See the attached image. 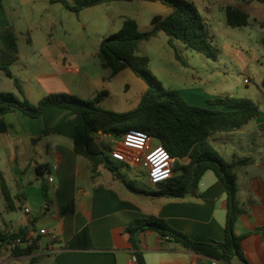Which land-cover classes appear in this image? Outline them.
<instances>
[{
    "label": "crops",
    "instance_id": "1",
    "mask_svg": "<svg viewBox=\"0 0 264 264\" xmlns=\"http://www.w3.org/2000/svg\"><path fill=\"white\" fill-rule=\"evenodd\" d=\"M51 44H44L40 50H47ZM44 55L47 54L43 53L37 60L25 59L22 66L23 81H20L25 97L32 104L54 93L91 100L105 92L108 97L112 77L124 71L112 75L101 63H98L101 71L97 63L84 67L81 64L85 55L68 54L66 58ZM19 61L20 57L14 63ZM11 75L20 79L12 72ZM178 92L191 105L224 110L210 105L209 101L215 98L206 94ZM258 109L259 115L238 130L208 137L225 161L249 160L235 167L237 200L243 212L234 225L237 236L245 235L240 247L248 264H264V240L254 233L264 225V108L258 106ZM4 120L8 129L0 133V158L6 169V172L0 170L3 201L0 204V264H130L133 250L125 229L131 221L148 217L164 220L194 242L223 241L227 198L223 184L213 172L207 171L202 176L194 195L163 198L134 194L125 187L124 180L134 181L125 171H140L145 177L144 189H153L157 181L173 172L165 166L152 169L144 164L127 166L111 160L123 180L102 166L92 175L88 161L73 151L75 119L63 108L49 107L36 119L19 111L9 112ZM94 141L106 145L105 142L113 140L99 133ZM118 144L115 140L109 150ZM152 144L158 145V140L154 139ZM176 162L185 165L188 158ZM38 166L41 176L36 171ZM42 183L46 186L47 200L41 190ZM69 207L72 212H62ZM42 230L44 235L40 234ZM20 232L24 234V242L12 249L11 242L16 237L8 242L4 239ZM29 246L30 253L12 252ZM137 246L145 264H193L204 258L153 231L139 234Z\"/></svg>",
    "mask_w": 264,
    "mask_h": 264
},
{
    "label": "trees",
    "instance_id": "2",
    "mask_svg": "<svg viewBox=\"0 0 264 264\" xmlns=\"http://www.w3.org/2000/svg\"><path fill=\"white\" fill-rule=\"evenodd\" d=\"M131 1L135 0H73L71 5L66 0L53 2L61 3L68 11L77 14L83 9L101 4ZM139 1H158L169 6L172 12L165 18L153 17L150 21L151 29L147 32H140L136 22L126 18L116 33L102 40L97 53L102 68L110 69L112 75L128 68L148 84V89L136 109L126 113H115L99 107L106 96L105 92L96 94L91 100L66 93H54L42 97L36 104L29 102L19 81L12 77L9 70V66L18 60V47L14 30L8 23L0 0V70L7 78L13 80L18 93L16 96L13 93L0 92V133L8 129L4 115L9 112L19 111L29 118L36 119L49 107L66 109L75 119L74 153L88 161L92 175L96 174L98 168L102 166L122 180L108 155L110 152L108 145L95 143V136L100 133L109 136L112 140L120 141L127 132H137L156 138L167 154L174 159L173 175L157 182L153 189H142L136 186L134 181L124 180L125 187L134 194L180 198L186 194H196L202 176L207 171L213 172L223 184L227 198L224 239L222 242L213 243L194 242L185 234L169 227L162 219L148 217L134 220L125 230L129 235V243L136 258V264H145L137 246L138 235L144 231H153L163 239L166 238L167 241L203 257L227 264L234 262L248 264L240 247V242L245 235L237 236L234 233V225L243 212L237 200L235 167L244 165L249 160L225 161L211 146L208 137L216 133L238 130L259 115L258 106L247 99L224 97L209 101L210 105L220 106L224 110H212L191 105L179 92L161 87L150 71L149 59L137 54L139 42L147 41L155 37L158 32H163L169 38L168 44L172 48V42L176 40L186 48L212 61L217 60L219 51L205 19L189 0ZM250 1L264 4V0ZM225 14L227 25L231 28L247 25L248 15L243 10L228 6L225 8ZM262 43L264 44V38ZM174 55L180 62L176 51ZM261 88L264 89V77ZM180 158H188V163L178 164L176 160ZM36 171L39 176L42 175L40 166L36 168ZM1 189L8 203L3 181H1ZM41 190L47 200L46 186L43 183ZM62 212H72V208H63ZM254 233L264 240V225L257 227ZM15 237H24V234L23 232L12 234L4 241L8 242ZM31 249L32 247L29 246L24 250L16 249L12 252L15 255H21L30 253Z\"/></svg>",
    "mask_w": 264,
    "mask_h": 264
},
{
    "label": "rangeland",
    "instance_id": "3",
    "mask_svg": "<svg viewBox=\"0 0 264 264\" xmlns=\"http://www.w3.org/2000/svg\"><path fill=\"white\" fill-rule=\"evenodd\" d=\"M53 1L1 0L8 23L14 30L20 57V61L9 66V70L20 78L17 77L22 89L21 71L25 59L37 60L43 57V53L48 58L51 55L57 58H66L68 54L75 57L85 55L81 65L90 67L89 63H97V69L101 71L95 52L104 38L121 28L124 19L134 20L140 32H147L151 29L153 17L165 18L171 11L169 6L158 1L135 0L101 4L75 14ZM189 1L214 35L218 58L212 61L176 40H173L172 48L168 44L169 38L158 32L155 37L139 42L137 51L149 59V68L155 80L164 89L203 93L215 99H247L264 108V90H261L264 77V5L250 0ZM66 2L73 4V0ZM228 6L247 13L246 26L231 28L227 25L225 8ZM46 43L52 44L41 51ZM174 51L179 55L180 62L175 59ZM247 78H250V83L245 85L243 81ZM147 89L148 84L142 78H137L125 68L118 76L112 77L111 94L103 98L99 107L115 113L132 111L139 106ZM0 92L18 96L13 80L1 70ZM113 142L115 140L105 143L110 149ZM3 166L0 158V170L6 172ZM125 173L134 179L136 186L144 189L145 177L140 171L133 169ZM2 202L0 196V204Z\"/></svg>",
    "mask_w": 264,
    "mask_h": 264
},
{
    "label": "built area",
    "instance_id": "4",
    "mask_svg": "<svg viewBox=\"0 0 264 264\" xmlns=\"http://www.w3.org/2000/svg\"><path fill=\"white\" fill-rule=\"evenodd\" d=\"M243 83L245 85H248L250 83V78L244 79ZM154 139L156 138L142 135L137 132H127L122 136L118 146L109 152L110 159L114 162L124 164L127 166L144 164L146 167L152 169H158L165 166L168 167L170 172L172 173L174 159L167 154L165 148L159 141H158V145H153L152 141ZM171 176H168L161 180L167 179ZM25 213H28V210H25ZM40 234L44 235L45 231L43 230L40 231ZM23 242L24 240L22 237H16L11 242V248L15 249ZM129 263L136 264V258L134 256V253H132ZM193 264H227V263L216 259L204 257L203 259L197 260Z\"/></svg>",
    "mask_w": 264,
    "mask_h": 264
}]
</instances>
